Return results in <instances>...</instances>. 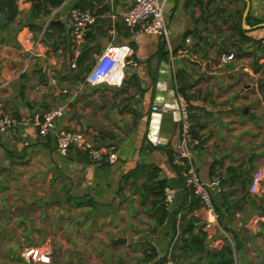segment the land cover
<instances>
[{"label":"crops","instance_id":"crops-1","mask_svg":"<svg viewBox=\"0 0 264 264\" xmlns=\"http://www.w3.org/2000/svg\"><path fill=\"white\" fill-rule=\"evenodd\" d=\"M248 1L244 19V0L164 3L175 73H180L195 141L192 160L218 214V227L209 230L201 202L170 159L178 140L176 126L159 143V114L151 120L155 103L173 104L165 63L172 70L159 35L130 36L122 21L130 1L62 0L34 22L28 18L36 0H15L17 15L10 21L0 4V115L19 122L0 134V242L18 249L16 254L6 248L3 258H20L27 243L46 246L52 256L50 226L65 221V211H71L77 227L71 240L75 264H81L80 243L89 244L88 258L95 264H160L167 259L222 264L225 245L233 250V264H264V177L257 194L248 190L254 171L264 168V0ZM75 6L96 16L82 46L89 42L99 53L109 42L131 47L138 65L126 70L120 87L84 84L85 63L78 67L75 61L71 68L73 53L58 28L47 26L42 33L49 16L50 22L62 24ZM41 33V43L35 45ZM94 51L88 62L94 61ZM222 53H233L234 60L211 71ZM198 61L209 62L205 71ZM172 78L176 82L175 74ZM58 107L63 114L53 130L39 136L36 123ZM67 130L93 131L99 146L115 147V162L94 166L76 149L60 155L56 139ZM214 177L219 189L210 185ZM161 181L175 195L158 223ZM65 187L69 196L63 208ZM47 196L57 199L48 202ZM33 199L44 202L34 204ZM250 208L262 219L242 225ZM120 238L125 241L112 243ZM58 258L64 261L61 254Z\"/></svg>","mask_w":264,"mask_h":264},{"label":"built area","instance_id":"built-area-1","mask_svg":"<svg viewBox=\"0 0 264 264\" xmlns=\"http://www.w3.org/2000/svg\"><path fill=\"white\" fill-rule=\"evenodd\" d=\"M130 6L122 15V21L130 33V36L135 37L140 34H156L163 44L164 50L167 53L170 65L171 74H175L174 59L175 54L170 46L167 21L165 18L164 3L165 0H129ZM51 20L49 16L45 22L42 33L48 26ZM63 33L62 36L68 43L70 51L73 53L71 68H75V61L79 54L80 47L85 42V37L90 28L94 25L96 16L93 12L80 7L71 8L62 18ZM39 35L35 45L41 43ZM30 56L35 54V49L29 51ZM182 56L190 57L185 52H181ZM196 61L193 57H191ZM211 71L221 69L226 64L234 60L233 53H222L216 58ZM200 68L205 71L208 66V61H198ZM137 62L133 56L131 47L128 44H117L109 42L104 46L101 53L97 54L90 70L84 77L83 83L92 87L105 84L114 87H120L125 79V73L128 68L137 67ZM264 68V59L262 61ZM54 83V80L52 81ZM173 104L170 106H162V110H171L176 124L178 140L172 150V164L177 166L188 187L193 189L201 202L206 214L204 228L206 230L217 226L218 214L214 209L208 188L199 180L194 162L191 156L192 146L195 144L194 139L190 134V118L189 111L186 106L183 95L178 91L176 82L173 83ZM159 109L157 106H152V110ZM63 114V108L58 107L51 109L45 113L41 120L36 123L38 135L41 137L47 136L53 130L55 121ZM19 122L11 117L0 115V134L15 128ZM93 131L67 130L58 134L56 139V151L60 155H66L70 149H76L83 153L94 166L102 164L114 163L116 160L115 147H110L108 150L99 146L93 138ZM264 177V168H258L254 171L249 185V192L257 194L260 191L261 183ZM211 186L219 189L220 180L216 177L211 179ZM175 191L173 188L166 186L163 191L164 203L168 208L174 199ZM262 217L254 215L251 217V222L257 224ZM21 257L29 262L39 264H50L51 253L44 245L27 246L23 248ZM164 264H174L170 259H167Z\"/></svg>","mask_w":264,"mask_h":264},{"label":"rangeland","instance_id":"rangeland-1","mask_svg":"<svg viewBox=\"0 0 264 264\" xmlns=\"http://www.w3.org/2000/svg\"><path fill=\"white\" fill-rule=\"evenodd\" d=\"M69 189L65 187V189L63 190L64 195H63V200L61 199V197H59L60 200V204H62L63 208L64 205L66 203V198L67 196H69L68 193ZM42 197V196H41ZM46 196H43L42 199H45ZM49 197V196H47ZM42 199L39 200H34V204H39V202L42 201ZM57 199V197L55 198V196L53 197H49L47 199L48 202H55V200ZM44 202V200L42 201V203ZM58 207H61V205H58ZM35 213V212H33ZM37 213V212H36ZM56 213V212H54ZM56 215H58L56 213ZM65 216H67L66 220L63 222H55L53 221L51 226H50V233L52 234V239L51 242L48 244L51 247L52 250V259H51V263L50 264H75L73 261H71V256H72V244H71V240L73 239L74 233L75 231H77V227L75 226V220H76V216L74 218H72L71 216V211L66 212L65 211ZM53 219H55V217H53ZM62 223V224H60ZM56 224V225H55ZM60 224V225H59ZM87 229V227L85 228V230ZM84 233V231H83ZM28 244V243H27ZM24 244L23 247H21L20 249V254L23 250V248L27 247V246H35L38 244ZM67 245V246H66ZM80 250H82L83 253H81L82 258L80 259L81 264H95L92 263L91 260H89L90 258H88V251L86 250V248L88 247L89 244L85 243L82 244L80 243ZM21 246V245H20ZM39 246V245H38ZM13 248L16 252V254L18 253V249L16 248V245L14 243H4V240L2 242H0V264H39V263H35V262H29L26 260H22L20 258H15V259H7V258H3V254H6V248ZM64 253V255H63ZM62 255L64 261H59L58 255Z\"/></svg>","mask_w":264,"mask_h":264},{"label":"trees","instance_id":"trees-1","mask_svg":"<svg viewBox=\"0 0 264 264\" xmlns=\"http://www.w3.org/2000/svg\"><path fill=\"white\" fill-rule=\"evenodd\" d=\"M61 2H62V0H36V3L33 5L31 11L29 12V15H30L29 18H28L29 21L30 22L31 21L34 22L35 20L39 19L41 16L42 17H46L49 14V10L47 9V7L49 6L50 8H55V7L59 6L61 4ZM30 25L32 26V25H34V23H30ZM48 26H49V28L56 27V28H58V31L60 32V34L63 33V25L60 22L51 21V22H49ZM47 36H49V33H47ZM86 37H87V34H86ZM98 48L99 47H97V46L96 47L90 46L89 42L85 43L82 46L81 52H80L79 56L76 59V65L79 67V66H81L82 64L85 63V66L83 68L84 69L83 72H85L84 76L90 70L91 64L93 63V61H92V63L88 62L89 61V55H90V53L92 52L93 49L95 50L94 54H99ZM178 74H180V73L179 72L175 73V79H177V76H179ZM176 85H177L178 91L182 94V92H181V88L182 87L180 86V83L178 82V79L176 80ZM169 155H170V159H171V162H172L171 152L169 153ZM174 167L177 168V166H175V165H174ZM165 187H166V183L161 181L159 183V187L157 188L158 189L157 193L160 194L161 201H163V204H161L162 205L161 207H163V210H162L160 216L158 217V223H162L164 221L165 217L168 214L167 208L164 205L165 203H164V197H163V191H164ZM189 190L193 194V196H195L196 200L199 201V199L196 197V194L194 193L193 189H191L189 187ZM185 230L188 231L189 228H187ZM205 235H206L205 233L202 234V237L205 238ZM232 239H233V241L235 243L234 244V250H237L238 243L234 240V238H232ZM224 252H225V254H223V253L221 254V257H223V259H224L223 261H221V263L222 264H233V259H232L233 250H232V248L229 245H225L224 246ZM153 257H154V253L148 255L147 256V258H148L147 260H151V259H153ZM163 261H165V260H163ZM162 262H160V264Z\"/></svg>","mask_w":264,"mask_h":264},{"label":"water","instance_id":"water-1","mask_svg":"<svg viewBox=\"0 0 264 264\" xmlns=\"http://www.w3.org/2000/svg\"><path fill=\"white\" fill-rule=\"evenodd\" d=\"M244 1H245L246 6L243 12V19L247 16L248 11H249V1L248 0H244ZM0 4L4 6L7 10L8 15H7L6 21H10L16 17L17 10L15 8V0H0ZM165 65L167 67V73L169 76V85L167 86V90L169 91L172 97V100H173L174 98L173 78H172L171 72L169 71V66L167 65V63H165ZM155 106H157L158 108H161L163 105L161 103L160 104L155 103ZM152 111H153L152 113H154L155 115H154V118H153V114L151 115L152 116L151 120L157 119L158 116L156 114H159V117L157 119L159 121V127H160L159 128V133H160L159 143H165L170 137V135L174 132V128L176 126L174 118H173V113L171 110H161L160 111L159 109H157V110H152ZM81 156L83 159L85 158V155L83 153L81 154ZM258 213H259L258 211L253 210V208H250L249 211L245 214V216L241 220L242 225H247L251 217L254 215H257ZM121 241H125V240L120 238V239L113 241L112 243L118 244Z\"/></svg>","mask_w":264,"mask_h":264},{"label":"bare ground","instance_id":"bare-ground-1","mask_svg":"<svg viewBox=\"0 0 264 264\" xmlns=\"http://www.w3.org/2000/svg\"><path fill=\"white\" fill-rule=\"evenodd\" d=\"M160 87H161V86H160ZM162 89H163V88H162ZM162 89H161V90H162ZM158 94H159V93H158ZM160 94H161V93H160Z\"/></svg>","mask_w":264,"mask_h":264}]
</instances>
